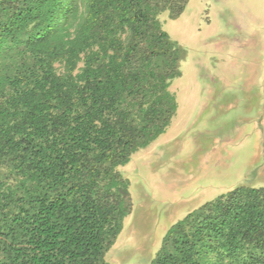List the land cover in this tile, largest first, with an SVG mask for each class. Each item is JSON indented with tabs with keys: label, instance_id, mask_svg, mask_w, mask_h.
Wrapping results in <instances>:
<instances>
[{
	"label": "trees",
	"instance_id": "16d2710c",
	"mask_svg": "<svg viewBox=\"0 0 264 264\" xmlns=\"http://www.w3.org/2000/svg\"><path fill=\"white\" fill-rule=\"evenodd\" d=\"M187 0H0V264H109L131 156L169 127ZM149 264H264V189L174 223Z\"/></svg>",
	"mask_w": 264,
	"mask_h": 264
},
{
	"label": "rangeland",
	"instance_id": "374dc122",
	"mask_svg": "<svg viewBox=\"0 0 264 264\" xmlns=\"http://www.w3.org/2000/svg\"><path fill=\"white\" fill-rule=\"evenodd\" d=\"M158 19L186 51L169 88L177 110L121 167L132 209L109 264H149L192 210L240 186L264 189V0H187L178 18Z\"/></svg>",
	"mask_w": 264,
	"mask_h": 264
}]
</instances>
